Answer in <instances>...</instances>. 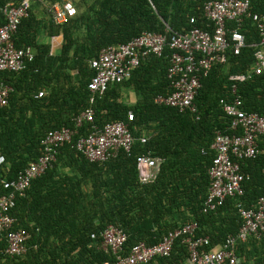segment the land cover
Segmentation results:
<instances>
[{"label": "trees", "instance_id": "1", "mask_svg": "<svg viewBox=\"0 0 264 264\" xmlns=\"http://www.w3.org/2000/svg\"><path fill=\"white\" fill-rule=\"evenodd\" d=\"M213 0H76L78 15L68 24L56 25L47 7L32 0L28 18L15 37L18 47H32L35 58L20 73H1L0 82L12 87L9 105L0 110V195L4 182L42 155L49 132L74 128L75 118L90 107L89 83L95 75L90 62L102 49L126 44L144 32L184 33L204 27V4ZM21 0H0V7ZM252 10L264 15V0H252ZM196 24H191V19ZM4 18L0 12V26ZM247 46L238 56L231 51L225 64L214 67L202 80L195 104L198 113H181L159 105V96L173 90L168 78L173 51L150 56L132 78L112 85L96 96L94 123H86L70 144L61 148L57 161L45 175L33 181L24 197H17L12 216L15 229L29 231L28 252L20 258L5 254L0 238V264H104L114 257L99 250L100 234L108 226L123 229L128 239L124 255L138 243L154 246L170 231L189 223L198 225L197 237H210L208 250L226 243L242 226L239 203L255 207L264 196V135L259 154L241 162L245 175L243 197L228 198L217 211L203 213L209 195V169L216 156L212 144L217 132L231 133V122L221 101L232 100L234 84L244 109L264 116V76L233 82V76L250 72L260 36L246 20L242 28ZM63 37L59 52L43 40ZM42 40V41H40ZM44 42V43H43ZM41 92L42 98H36ZM136 101H131V95ZM131 123L135 144L107 162L92 163L76 143L109 123ZM199 116V119L197 118ZM146 139V143H143ZM149 155L162 161L156 180L143 184L137 159ZM97 239H93V235ZM236 253L243 264H264V233L239 242ZM188 252L181 240L172 255L150 264H187ZM189 263V262H188Z\"/></svg>", "mask_w": 264, "mask_h": 264}, {"label": "built area", "instance_id": "2", "mask_svg": "<svg viewBox=\"0 0 264 264\" xmlns=\"http://www.w3.org/2000/svg\"><path fill=\"white\" fill-rule=\"evenodd\" d=\"M50 13L56 25H65L78 15L76 0H39ZM32 0L9 3L0 7L4 24L0 26V74L20 73L34 61V49L18 47L15 37L23 20L28 18ZM204 27H193L184 33L167 30L165 33L144 32L129 43L113 45L102 49L90 64L95 72L89 83L93 95L90 107L75 118V127H63L49 132L43 142L41 156L19 173L16 179L4 182L5 195H0V238L6 240L5 254L20 258L28 252L31 239L29 231L15 229L16 220L12 211L16 207L17 197H24L33 181L39 179L53 167L57 156L66 144L74 141L78 130L86 123H94L96 111L93 105L96 96L104 95L112 85L129 81L136 69L150 56L163 57L166 48L173 51L170 58L168 78L172 92L159 96L155 102L178 109L181 113H198L195 104L202 80L214 67L223 65L231 51L238 56L247 46L242 28L246 20L257 27L260 41L255 45L254 63L250 72L233 76L231 81L244 82L254 76H264V15L252 10V0H213L204 4ZM191 19V24H196ZM13 89L0 82V110L9 105ZM232 100L223 99V111L231 122V133L217 132L212 144L216 156L209 169L211 188L204 203L203 213L208 214L222 207L228 198L243 197L242 184L245 175L241 171V162L255 158L259 154L258 140L264 135V116L244 109L243 99L237 95V85L232 87ZM41 92L36 98H42ZM199 119V116L197 117ZM134 114H128L127 121L109 123L82 137L76 148L88 161L103 164L116 158L122 151L132 152L135 139L131 131ZM143 139V143H146ZM6 164V158L0 155V169ZM162 161L149 155L137 159V168L141 183L148 184L156 180ZM237 210L242 226L235 236H229L226 243L218 248L211 245L210 237H197L198 225L189 223L168 232L160 243L148 246L136 244L128 255H124V246L128 236L123 229L110 225L100 234L99 250L114 257L104 264H150L157 258L172 255L178 240L186 246L189 264H243L236 253L239 242L249 238H260L264 233V196L255 207L247 208L239 203ZM93 239H97L94 234Z\"/></svg>", "mask_w": 264, "mask_h": 264}, {"label": "crops", "instance_id": "3", "mask_svg": "<svg viewBox=\"0 0 264 264\" xmlns=\"http://www.w3.org/2000/svg\"><path fill=\"white\" fill-rule=\"evenodd\" d=\"M56 40H57V45L55 46L54 43L56 42ZM40 41H42V40H40ZM43 41L45 43L46 42L49 43L52 46L53 52H59L60 49H61L62 43H63V37L60 36V37H57V38L48 39V41L47 40H43ZM131 101L135 102L136 100H131ZM187 264H189L188 261H187Z\"/></svg>", "mask_w": 264, "mask_h": 264}, {"label": "rangeland", "instance_id": "4", "mask_svg": "<svg viewBox=\"0 0 264 264\" xmlns=\"http://www.w3.org/2000/svg\"><path fill=\"white\" fill-rule=\"evenodd\" d=\"M54 45L56 46L57 45V40L56 42L54 43ZM131 100H136V96L134 94L131 95Z\"/></svg>", "mask_w": 264, "mask_h": 264}]
</instances>
